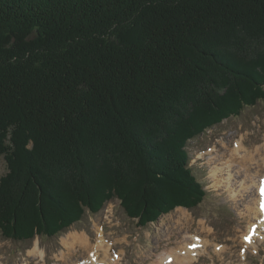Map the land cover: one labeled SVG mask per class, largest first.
I'll list each match as a JSON object with an SVG mask.
<instances>
[{"label":"trees","instance_id":"16d2710c","mask_svg":"<svg viewBox=\"0 0 264 264\" xmlns=\"http://www.w3.org/2000/svg\"><path fill=\"white\" fill-rule=\"evenodd\" d=\"M263 98L264 0H0V235L193 208L186 142Z\"/></svg>","mask_w":264,"mask_h":264},{"label":"rangeland","instance_id":"374dc122","mask_svg":"<svg viewBox=\"0 0 264 264\" xmlns=\"http://www.w3.org/2000/svg\"><path fill=\"white\" fill-rule=\"evenodd\" d=\"M239 139L243 140L245 148L255 150L254 158H260L256 149L264 143V98L245 106L238 114L227 115L186 142L189 165L206 190L203 200L193 208L177 205L145 226H139L137 218H129L121 201L112 197L98 212L86 210L79 221L55 236L37 235L31 240L17 241L0 235V262L63 264L59 259L70 258L66 264L75 261L89 264L87 250L83 249L85 245L77 243L66 248L63 240L77 234L85 235L94 243L96 230L100 228L105 241L110 244L108 256L112 262L105 261V264H114L113 258L116 264L155 263L158 255L165 251L173 247L183 249H180L182 243L192 241L191 234L201 235L211 244L204 246L202 253L186 264H263L264 224L260 223L262 229L257 231L260 234L254 240V246L243 243L250 224H259L258 193L254 186V182L258 185L259 176L254 177L256 179L248 176L257 166L250 161L248 169L244 168L245 165L239 162L242 151L239 155L229 152L227 156H221L225 148H232ZM6 171V162L0 155V178ZM179 208L185 209L186 213L181 219L177 217ZM35 244L38 252L33 251ZM215 244L224 246L225 250L217 252ZM39 252L44 256L41 257Z\"/></svg>","mask_w":264,"mask_h":264},{"label":"bare ground","instance_id":"6f19581e","mask_svg":"<svg viewBox=\"0 0 264 264\" xmlns=\"http://www.w3.org/2000/svg\"><path fill=\"white\" fill-rule=\"evenodd\" d=\"M235 143H238V144H235ZM235 143L232 146V148L231 147L225 148V151L223 152V154L221 156H227L229 154V152H230V154H235L236 153V154L239 155V153L242 151L243 154L239 157L240 158L239 162H241V163H243V165H245L244 168L247 167L248 162H250V161H254L255 165L257 166V168H255L254 172L252 171L251 175L249 173L248 176H250V178H254V177H258L259 176V180H261V176L263 177V175H264V143H261L262 145H260L259 147H257L258 149H256L258 151V154H259L260 158H254L253 157L255 155H252V153H254L255 150L251 151V150L245 148L244 142H243L242 139L237 140ZM224 145H226V144H224ZM246 169H248V168H246ZM246 175H247V173H246ZM254 179H256V178H254ZM255 185H256V187H258L256 182H254V186ZM256 200H257V203L260 205L261 201H260V196L259 195L256 197ZM258 204H257V206H258ZM258 209H259L258 212L260 213L258 216L261 218V219L259 218L260 219V223L264 224V213H262L260 211V207ZM178 211H179V214L177 215L178 218L181 219L182 217L185 216V214H186L185 213V209L179 208ZM260 223L258 224L259 226L256 229V231H258V229H262L260 227ZM251 225H252V223L250 224V227H251ZM96 233H97V240L94 243L90 242V240L85 235H77V234L71 235L70 239L68 238L67 240H63V242H64L66 248H68L70 246H73L74 244H77V243L80 244V245H85V246H83L84 247L83 249L87 250V259H88L89 264L91 262H92L91 264H105L104 263L105 261H107V262L111 261V258L108 256V255H110L108 253V251L110 250V248H109L110 244H109V242L105 241L103 231L100 228H97ZM259 234H260V232H259ZM259 234L256 237H258ZM246 235H248V234H246ZM190 237L192 238V241L191 242H187L185 244L182 243L183 247H180V248H183V249H181V251L178 250L177 248L173 247V248L165 251L164 254L158 255V259H157V261L155 263L154 262H150L148 264H174L175 262H177V263H179V262L182 263L183 262V264H186V263L193 262L197 258V255L202 253V251L204 250V246L205 247L209 246V244H211V243L209 242V240L207 238L202 237L201 235H198V234H191ZM256 237L252 238L251 243H249L251 246H254V240L256 239ZM190 243L191 244L195 243L196 247H194V248L190 247ZM243 243H245V242H243ZM37 246L38 245L35 244V248L33 250L34 252H36V251L38 252L39 249H38ZM214 246H215V249H216L217 252H219L220 250L221 251L225 250L224 246H218V244H215ZM35 255H37V254H35ZM39 255L41 257L44 256L43 252H39ZM242 259H244V257H242ZM59 260H62L63 264H66L67 261L70 260V258L69 259H65L64 258V259H59ZM113 261H114V264H116L115 258H113ZM77 263L84 264L82 262H77ZM77 263L75 261L72 264H77ZM0 264H2V263L0 262Z\"/></svg>","mask_w":264,"mask_h":264},{"label":"snow or ice","instance_id":"6c2138e0","mask_svg":"<svg viewBox=\"0 0 264 264\" xmlns=\"http://www.w3.org/2000/svg\"><path fill=\"white\" fill-rule=\"evenodd\" d=\"M260 195H261V202H260V211L262 213H264V182L261 183V187H260ZM256 234V227L255 225H253L252 229L250 230V235H246L244 237V240L246 243H251L252 241V236H254ZM195 245H190V247H194ZM241 251L243 252L244 249H241Z\"/></svg>","mask_w":264,"mask_h":264}]
</instances>
